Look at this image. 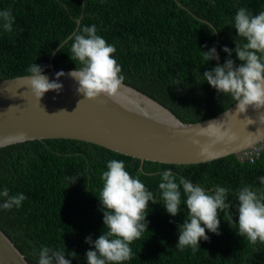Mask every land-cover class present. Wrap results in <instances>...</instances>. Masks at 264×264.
Segmentation results:
<instances>
[{"label":"trees","instance_id":"obj_1","mask_svg":"<svg viewBox=\"0 0 264 264\" xmlns=\"http://www.w3.org/2000/svg\"><path fill=\"white\" fill-rule=\"evenodd\" d=\"M239 8L257 15L264 12V0H0V11L10 10L15 18L11 32L0 21V81L29 75L34 63L44 71L81 67L71 59L70 37L95 25L97 34L116 47L113 57L123 83L180 120L199 122L236 103L204 81L203 73L216 63L223 66L229 58L224 46L234 49L236 42L246 43L233 26ZM216 46L220 60L206 63L203 51ZM231 59L237 66L242 63L235 52ZM256 152L190 164L142 162L145 172L171 169L177 182L184 177L209 193L217 186L229 189L231 207L219 212L220 234L206 230L209 240L201 239L195 252L176 247L178 225L188 210L182 194L180 214L167 213L158 187L163 171L146 174L138 168L139 158L67 142L26 140L0 149V190L6 187L10 195L27 197L19 208H0V228L30 264H38L42 247L63 250L71 264H87L86 253L94 245L85 238L95 240L105 231L101 177L115 159L124 161L129 174L158 201H149L148 230L130 244L132 258L122 264H264V243L252 244L237 234L236 193L244 186L258 195L264 192L259 179L264 176V145ZM73 251L77 255L69 256Z\"/></svg>","mask_w":264,"mask_h":264},{"label":"clouds","instance_id":"obj_2","mask_svg":"<svg viewBox=\"0 0 264 264\" xmlns=\"http://www.w3.org/2000/svg\"><path fill=\"white\" fill-rule=\"evenodd\" d=\"M14 20L10 10L0 11V21L6 32L13 30ZM76 23L79 25V21ZM233 26L238 36L245 38L246 43L240 45L236 42L234 49L224 46L223 51L228 53L229 58L223 66L216 63L210 70L205 71L204 81L217 89L218 93L231 95L236 101L238 112H246L250 106L264 109V12L252 15L246 8H239ZM212 31L215 33V30ZM70 39L71 59L82 65L68 73L78 82L77 92L88 99L101 95L114 96L124 80L120 75L121 67L113 57L116 47L97 34L95 25L82 27ZM65 43L66 41L60 42L57 50H62ZM233 52L242 61L238 66L231 59ZM203 59L206 63L211 60L218 62L220 56L216 48L212 47L203 51ZM27 72V82L38 99L50 90L58 94L63 90V84L58 82L59 77L66 75L62 70L56 73L57 79L51 81L43 74V67L36 63L29 66ZM263 145L264 139L250 147L254 150ZM160 175L161 182L158 187L167 213L173 217L180 214L182 194L183 204L188 210L184 222L178 225L179 238L176 247L180 251L191 248L195 252L201 239L209 240L206 230L220 234L219 212L231 207L229 189L217 186L209 193L184 177H180L177 182L171 169ZM101 179L104 183L99 198L105 231L95 240L91 236L85 238L86 243L94 245V250L89 249L86 253L87 264H122L132 258L130 244L148 230L146 212L149 201H158L139 178L129 174L122 160L109 161ZM259 179L264 184V176ZM0 198L3 200L0 208L4 210L19 208L27 199L23 193L10 195L6 187L0 190ZM236 199L239 212L237 234L246 237L252 244L258 240L264 243V192L258 195L250 186H244L236 193ZM68 255L75 257L77 253L73 251ZM38 264H71V260L65 258L63 250L42 247Z\"/></svg>","mask_w":264,"mask_h":264},{"label":"water","instance_id":"obj_3","mask_svg":"<svg viewBox=\"0 0 264 264\" xmlns=\"http://www.w3.org/2000/svg\"><path fill=\"white\" fill-rule=\"evenodd\" d=\"M72 70H62L66 75L59 77L63 84L59 94L50 90L40 99L31 91L29 75L0 81V149L26 140L99 146L139 158L141 169L145 160L207 162L264 139V109L250 106L238 112L235 103L208 119L182 121L123 82L112 97L85 98L77 92L78 82L68 75ZM60 71L51 67L43 74L51 81ZM0 264H30L1 228Z\"/></svg>","mask_w":264,"mask_h":264},{"label":"rangeland","instance_id":"obj_4","mask_svg":"<svg viewBox=\"0 0 264 264\" xmlns=\"http://www.w3.org/2000/svg\"><path fill=\"white\" fill-rule=\"evenodd\" d=\"M252 149H251V147H248L246 149H243L242 152H240V153L245 154V155H250L252 153V151H251Z\"/></svg>","mask_w":264,"mask_h":264},{"label":"built area","instance_id":"obj_5","mask_svg":"<svg viewBox=\"0 0 264 264\" xmlns=\"http://www.w3.org/2000/svg\"><path fill=\"white\" fill-rule=\"evenodd\" d=\"M252 154L253 155H256L257 154L256 149L252 150Z\"/></svg>","mask_w":264,"mask_h":264}]
</instances>
